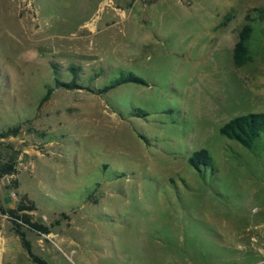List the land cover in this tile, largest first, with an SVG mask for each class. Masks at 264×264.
<instances>
[{"label":"rangeland","instance_id":"rangeland-1","mask_svg":"<svg viewBox=\"0 0 264 264\" xmlns=\"http://www.w3.org/2000/svg\"><path fill=\"white\" fill-rule=\"evenodd\" d=\"M249 112L264 0H0V133L18 128L0 139L18 168L0 177V264H264V139L220 133ZM24 195L50 233L1 211Z\"/></svg>","mask_w":264,"mask_h":264},{"label":"trees","instance_id":"trees-1","mask_svg":"<svg viewBox=\"0 0 264 264\" xmlns=\"http://www.w3.org/2000/svg\"><path fill=\"white\" fill-rule=\"evenodd\" d=\"M250 19V16L247 17ZM249 20L245 23L238 33V40L234 46L233 60L236 67H242L253 60V53L251 50V40L253 38L254 27ZM71 70H75L72 66ZM143 82V79L134 74L128 73V75H121L112 82L106 85L102 90L107 91L125 82ZM68 87H76L75 82L66 83ZM18 128H11L9 131L0 133V139L6 138L11 134H17ZM220 133L232 140H235L242 145L253 148L257 141L264 139V112H249L246 114L236 115L220 127ZM2 140H0V147ZM1 149V148H0ZM212 161L210 152L207 149H200L195 151L191 157L190 162L196 168H199L202 164H209ZM18 172L17 163L13 157H9L7 160L0 161V177L12 176ZM19 180L15 178L13 180V188H17ZM37 209L36 204L29 200L24 195L19 204L16 207H4L1 206V211L8 214L11 218L16 219L27 225L30 229L37 232L48 234L51 232V226L44 224L33 218L32 211ZM39 264H47L41 257H35Z\"/></svg>","mask_w":264,"mask_h":264}]
</instances>
